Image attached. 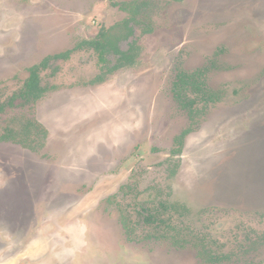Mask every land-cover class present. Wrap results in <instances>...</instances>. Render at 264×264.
<instances>
[{
	"label": "rangeland",
	"instance_id": "obj_1",
	"mask_svg": "<svg viewBox=\"0 0 264 264\" xmlns=\"http://www.w3.org/2000/svg\"><path fill=\"white\" fill-rule=\"evenodd\" d=\"M147 1L133 66L91 84L96 55L73 52L42 73L39 100L0 113V136L45 131L21 133L36 151L0 141V264H209L195 246L264 264V0ZM127 17L109 0H0V103L43 58ZM196 70L220 100L189 115L172 85ZM130 181L138 202L185 205L196 244L128 241L115 202L131 204Z\"/></svg>",
	"mask_w": 264,
	"mask_h": 264
},
{
	"label": "trees",
	"instance_id": "obj_2",
	"mask_svg": "<svg viewBox=\"0 0 264 264\" xmlns=\"http://www.w3.org/2000/svg\"><path fill=\"white\" fill-rule=\"evenodd\" d=\"M109 1L112 7L118 8L126 13L128 17L109 29L101 28L97 36L92 40H83L71 50L46 56L38 64L30 67L28 70L29 76L24 81L22 88L5 103H0V113L7 106L14 107L17 101L20 102L19 104H29L39 100L47 92V88L42 86V73L50 69L52 62L68 60L74 51L86 49L96 55L101 73L90 82L91 84L101 83L108 74L134 65L139 55L140 47L132 38L135 34L136 26L140 23L137 17L148 5V1ZM174 1L180 2L181 0ZM143 32L148 33L149 30H144ZM123 42L128 43L126 50L120 48V44ZM57 70V66L54 65L51 71L52 76L56 74ZM204 76L205 70H196L191 73L179 71L175 77L172 85L173 97L182 109L187 110L189 115H193L194 111L200 113L220 100L219 95L206 85ZM36 128H39L45 135L44 129L37 123L27 120L21 131L16 132L13 129H6L0 136V141L12 142L29 151H36V144L30 140L29 136L25 137L21 134L22 132L31 134L33 133L32 130ZM186 135L187 131L175 139V143L178 142L180 144L178 153L181 151ZM118 194H122L123 197L132 196L133 198L129 205L122 201L115 202L117 195L109 197L106 201L110 203L114 200L116 203L120 213V224L128 241L168 240L177 249H184L191 243L196 244L200 237L199 233L193 231L187 224L182 225V221L179 220L182 215L181 211L189 212L185 205L180 203L170 204L167 201H158L156 203L149 201L138 202L139 190L137 181L135 183L130 181L122 185ZM195 247L199 248L197 256L205 263L219 264L227 260L226 256L213 257L208 255L207 248Z\"/></svg>",
	"mask_w": 264,
	"mask_h": 264
},
{
	"label": "flooded vegetation",
	"instance_id": "obj_3",
	"mask_svg": "<svg viewBox=\"0 0 264 264\" xmlns=\"http://www.w3.org/2000/svg\"><path fill=\"white\" fill-rule=\"evenodd\" d=\"M73 49V48H72ZM79 51H86V49H84V50H79ZM74 52H78V51H74ZM94 53V52H93ZM101 73V72H100ZM100 75V74H99ZM106 77V76H105Z\"/></svg>",
	"mask_w": 264,
	"mask_h": 264
}]
</instances>
